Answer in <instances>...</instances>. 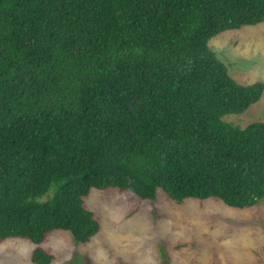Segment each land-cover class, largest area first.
Returning a JSON list of instances; mask_svg holds the SVG:
<instances>
[{"label":"trees","instance_id":"1","mask_svg":"<svg viewBox=\"0 0 264 264\" xmlns=\"http://www.w3.org/2000/svg\"><path fill=\"white\" fill-rule=\"evenodd\" d=\"M264 22V0H0V244L101 229L93 190L155 202L264 200V94L210 47Z\"/></svg>","mask_w":264,"mask_h":264},{"label":"rangeland","instance_id":"2","mask_svg":"<svg viewBox=\"0 0 264 264\" xmlns=\"http://www.w3.org/2000/svg\"><path fill=\"white\" fill-rule=\"evenodd\" d=\"M223 35L228 40L216 45ZM209 45L239 84L264 82L245 76L251 68L264 70V22L222 33ZM226 119L241 128L264 122V94L244 114ZM85 207L100 232L80 246L66 232L50 233L41 247L54 256L51 264H264V200L239 210L215 198L177 204L159 191L150 202L110 189L93 190ZM36 248L28 240H7L0 244V264H34Z\"/></svg>","mask_w":264,"mask_h":264},{"label":"crops","instance_id":"3","mask_svg":"<svg viewBox=\"0 0 264 264\" xmlns=\"http://www.w3.org/2000/svg\"><path fill=\"white\" fill-rule=\"evenodd\" d=\"M225 33V32H224ZM219 36V35H218ZM223 36H225V38H223V37H221V38H218V39H216L215 41H213V42H216V45L217 44H219V43H223V42H226L227 40H228V37L226 38V36L227 35H223ZM214 39V38H213ZM253 41V40H252ZM213 42H212V44H213ZM249 42H251V41H249ZM248 43V42H247ZM251 43H253V42H251ZM211 44V45H212ZM256 44H258V42L256 43ZM232 52H233V50H232ZM248 71V70H247ZM245 72V76H249L250 77V79L251 80H255V79H258V78H261V79H263V81H264V70H259V71H256V70H254V68H251V71L250 72ZM260 82V81H259ZM257 83V82H256ZM264 83V82H263Z\"/></svg>","mask_w":264,"mask_h":264},{"label":"clouds","instance_id":"4","mask_svg":"<svg viewBox=\"0 0 264 264\" xmlns=\"http://www.w3.org/2000/svg\"><path fill=\"white\" fill-rule=\"evenodd\" d=\"M216 199V198H215Z\"/></svg>","mask_w":264,"mask_h":264}]
</instances>
